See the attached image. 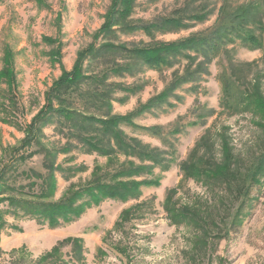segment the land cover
<instances>
[{
  "label": "rangeland",
  "instance_id": "rangeland-1",
  "mask_svg": "<svg viewBox=\"0 0 264 264\" xmlns=\"http://www.w3.org/2000/svg\"><path fill=\"white\" fill-rule=\"evenodd\" d=\"M111 2L0 0V170L7 166V184L22 188L10 193L24 201L60 203L97 179L108 181L124 163L141 165L123 155L85 152L55 121L42 128L41 145L58 151L68 147L67 153L58 152L52 160L36 146L19 154L12 151L44 108L53 82L64 70L71 71L78 53L94 42ZM133 7L135 23L173 17L182 9L185 17L196 12L206 20L153 37L119 34L113 43L182 41L215 31L222 12L256 7L250 18L255 25L246 31L260 38L261 46L241 38L223 43L200 66L199 73L205 74L197 81L176 80L199 68L202 57L193 62L182 57L159 71L134 64L133 75L111 77V82L133 89L114 95L113 115L118 116L133 113L178 83L166 103L134 119L139 127L158 129L157 134L122 126L128 138L161 152L164 164L145 163L149 172L130 179L151 182L140 187L138 198L98 204L77 200L75 206L89 202L80 206L81 215L55 227L7 200L0 202V264H35L68 238L82 244L62 249L64 264H264V0H133ZM101 67L95 64L91 70ZM6 71L15 89L2 77ZM44 162H53L57 170L54 186L42 189L34 174L47 176ZM184 163L208 167L212 174L188 177ZM42 193L49 197L39 199Z\"/></svg>",
  "mask_w": 264,
  "mask_h": 264
},
{
  "label": "trees",
  "instance_id": "trees-1",
  "mask_svg": "<svg viewBox=\"0 0 264 264\" xmlns=\"http://www.w3.org/2000/svg\"><path fill=\"white\" fill-rule=\"evenodd\" d=\"M147 1L154 3L158 0ZM133 10V0H112L104 25L94 35V42L78 53L71 71L64 70L59 79L53 82L45 94L44 108L34 117L26 129V137L21 146L12 148V151L19 154L22 150L36 146L44 158L52 160L56 159L58 152L67 153L68 147L58 151L55 148L41 145L42 128L53 124L55 121L60 125L62 131H66L67 138L75 139L85 152L97 153L103 157L123 155L126 158L138 160L141 165L135 166L132 162L124 163L118 168V171L108 175V179H106L108 181L97 179L99 181L95 180L88 187L67 195L62 202L48 204L24 201L18 197L22 195L11 194L10 191L19 192L22 188L16 187L17 189H14L7 184L6 166L0 170V202L7 200L10 205L17 208L20 206L27 214L48 221L51 226L55 227L60 225L61 221L67 223L80 216L83 207L89 202L98 204L104 199L128 201L138 198L140 187L151 182H136L130 179L143 176L145 171L149 172L151 167L145 163L162 166L164 164L163 154L156 149L142 145L137 139L128 138L122 130V126H131L157 134L158 129L139 127L134 123V119L144 112H149L160 104L166 103L170 94L179 88L176 81H182L180 84L187 81H197L201 75L205 74L199 73L200 66L202 68L208 64L219 53L221 45L227 41H232L233 38H241L253 47L261 46L260 38H257L252 31H246L247 27L254 24L250 18L252 13L257 11L256 7L255 9L251 7L244 10L239 8L230 13L222 12V20L215 31L205 35H194L182 41L147 46L113 43L119 34L131 35L143 32L146 36L153 37L156 33H177L188 29L189 24L187 22L206 20L204 15L196 12L185 17L183 15L185 9H182L173 17L161 18L152 23H135L131 20ZM229 25H231L230 29ZM189 52L196 55L193 57L188 54ZM57 56L55 52L52 55L54 59H52L56 61ZM182 57L186 58L188 62H193L199 57H202L203 61L195 71L188 72L171 83L162 94L140 106L133 113L126 116L113 115L114 95L118 91L130 92L133 89L111 82V77L133 75L134 64L158 71L164 68H172ZM95 64H100L102 67L95 69V71L91 70ZM2 74V77L15 89L13 76H10L7 71ZM9 79L10 81H8ZM34 155L35 153H32L30 156ZM44 169L48 171L47 176L34 174L41 179L42 189L48 187L49 183L54 186L53 172L55 173V169L57 170L53 162L52 164L51 162H44ZM182 170L186 176L194 178L208 177L212 174L208 167L198 169L195 164L191 163H184ZM254 177L255 171L251 173L250 179L253 180ZM5 192L10 193V195H5ZM48 192H50L49 188ZM38 197L43 199L49 195L42 193ZM83 198H89L90 201L79 206L74 205L77 200ZM81 242L78 238H68L54 247L50 253L41 257L35 264H64L62 249L67 246L79 247Z\"/></svg>",
  "mask_w": 264,
  "mask_h": 264
}]
</instances>
